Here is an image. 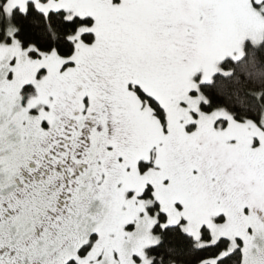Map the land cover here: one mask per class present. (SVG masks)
I'll use <instances>...</instances> for the list:
<instances>
[{
  "label": "snow or ice",
  "instance_id": "obj_1",
  "mask_svg": "<svg viewBox=\"0 0 264 264\" xmlns=\"http://www.w3.org/2000/svg\"><path fill=\"white\" fill-rule=\"evenodd\" d=\"M0 264H264V0H0Z\"/></svg>",
  "mask_w": 264,
  "mask_h": 264
}]
</instances>
